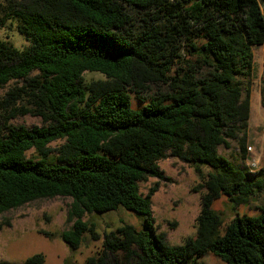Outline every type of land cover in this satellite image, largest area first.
Returning <instances> with one entry per match:
<instances>
[{
  "label": "trees",
  "instance_id": "obj_1",
  "mask_svg": "<svg viewBox=\"0 0 264 264\" xmlns=\"http://www.w3.org/2000/svg\"><path fill=\"white\" fill-rule=\"evenodd\" d=\"M263 9L264 0H0V29L26 42L0 40V89L23 83L0 98V215L71 199L73 224L59 237L72 251L86 235L101 238L85 214L144 218L141 229L121 223L104 233L85 264H194L206 254L264 264V203L229 221L211 209L225 196L236 211L264 191V171L247 176L217 153L248 118L240 80L252 49H264ZM24 115L42 125L10 124ZM167 152L209 170L196 233L180 245L153 227L155 188L139 190L162 178L157 162ZM25 264L47 263L37 254Z\"/></svg>",
  "mask_w": 264,
  "mask_h": 264
},
{
  "label": "rangeland",
  "instance_id": "obj_2",
  "mask_svg": "<svg viewBox=\"0 0 264 264\" xmlns=\"http://www.w3.org/2000/svg\"><path fill=\"white\" fill-rule=\"evenodd\" d=\"M0 40L7 41L17 49L26 45L22 36L10 27L0 29ZM100 78L98 74L84 75L86 81ZM240 81L239 101L247 100L248 118L245 126L236 132L237 139L224 137L226 144L219 145L217 153L247 176L254 177L264 171V107L261 103V92L264 90L263 47L252 49L250 74ZM22 84L13 83L8 87H20ZM8 87L0 89V98ZM20 104L18 102L16 106ZM10 124L30 129L41 126L42 121L36 116L24 115L14 117ZM60 144L57 141L50 145V158L56 157L55 152ZM27 158L38 157L31 151L27 153ZM157 166L162 178H148L139 184V190L146 196L151 188H155L151 197L153 227L156 233L165 236L170 245H180L196 233V218L201 210V196L205 192L203 181L209 170L205 166L182 161L170 152L157 162ZM71 203V199L62 197L40 199L1 214L0 262L25 264L34 255L42 254L47 264H85V259L100 248L104 233L115 230L121 223L134 225L137 229H141L144 224L142 216L126 211L85 214L83 221L93 224L101 238L94 241L86 235L79 249L72 251L59 237L61 232L69 230L73 224L69 219ZM263 203L264 191L253 196L248 205L240 206L236 211L225 196L216 199L211 209L229 221L236 212L239 216H254ZM193 262L224 264L213 254H206Z\"/></svg>",
  "mask_w": 264,
  "mask_h": 264
}]
</instances>
